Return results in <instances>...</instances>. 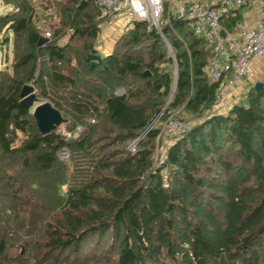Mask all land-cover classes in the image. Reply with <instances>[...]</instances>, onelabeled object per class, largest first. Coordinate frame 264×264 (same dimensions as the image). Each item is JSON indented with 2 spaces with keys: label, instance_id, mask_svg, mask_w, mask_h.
Here are the masks:
<instances>
[{
  "label": "trees",
  "instance_id": "obj_1",
  "mask_svg": "<svg viewBox=\"0 0 264 264\" xmlns=\"http://www.w3.org/2000/svg\"><path fill=\"white\" fill-rule=\"evenodd\" d=\"M92 3L68 0L75 34L65 44L56 31L39 45L28 5L4 24L25 36L13 73L0 70V264H264V79L244 102L173 140L157 170L161 131L151 125L174 84V109L211 111L212 52L173 17L161 32L136 22L123 53L94 65V43L69 50L77 34L97 37ZM29 81L66 117L72 138L59 126L40 132L33 107L21 104Z\"/></svg>",
  "mask_w": 264,
  "mask_h": 264
},
{
  "label": "built area",
  "instance_id": "obj_2",
  "mask_svg": "<svg viewBox=\"0 0 264 264\" xmlns=\"http://www.w3.org/2000/svg\"><path fill=\"white\" fill-rule=\"evenodd\" d=\"M164 0H94L100 18L120 19L133 29L136 22H159ZM252 7L259 12L254 26L238 21L232 29L226 22L238 8ZM175 15L184 21L191 32L202 39L212 52L206 67L209 80L218 83L214 101L215 110L228 112L229 95L236 85L253 73L255 64L264 56V0H182ZM47 31L45 37L50 39ZM94 122V120H92ZM194 122L171 118L161 134L164 138L177 139L190 131ZM62 159L69 155L60 153ZM64 157V158H63Z\"/></svg>",
  "mask_w": 264,
  "mask_h": 264
},
{
  "label": "rangeland",
  "instance_id": "obj_3",
  "mask_svg": "<svg viewBox=\"0 0 264 264\" xmlns=\"http://www.w3.org/2000/svg\"><path fill=\"white\" fill-rule=\"evenodd\" d=\"M20 1V0H19ZM23 1V0H22ZM20 1V5L18 4H12V0H0V70H10V73H13L12 64L14 62V48L15 46H19L21 49L24 45L23 39L25 36V33H21L18 37L15 35L13 31H10L9 27L4 25L5 22L9 19V17L12 14H18L22 11L24 6L28 5L32 8L33 14H34V25L35 27L41 32L42 36L45 37V33L49 31L51 33L50 40L52 41L54 38V33L56 31H59L61 34L59 37L56 38L58 43H69L71 41L72 36H74V30L71 28L69 24V18L67 19V12L66 9L68 8V0H26V2ZM93 1V0H92ZM90 8V12L87 11L89 14L91 13L94 17V20L98 22L99 32L97 33L96 38H92L91 35H85V36H79L78 34L74 37V42L71 45L72 48L81 47L84 43H94L95 49L98 50L101 49V56L104 58L107 55L112 54L114 51L120 50V53H123L124 47H123V36L128 33L130 30H123L125 28L126 24H128L126 21L123 22V20H116L114 23H107L105 20L101 19L97 16V9L95 4ZM177 8V6H176ZM175 5L173 3V0H165L163 2L162 10L160 12V19L158 23H155L154 21L150 20L147 21L148 28L149 29H156L159 32H161V26L164 24H167L169 22H172L171 18L176 17L175 11H176ZM86 13H82V16L79 17V19L82 21L83 17L86 16ZM84 15V16H83ZM81 25H79V28ZM82 37V38H81ZM49 40V39H48ZM99 45H103L101 48ZM107 47L109 49L107 50ZM170 48V46L168 45ZM96 50V51H97ZM170 55L174 58L172 65L169 67L172 77L174 80L177 78L178 74V67L176 65L175 61V55L170 50ZM96 52H91V54ZM73 67H77V62H72ZM163 66H161L162 68ZM49 68L50 63L47 62L44 67V79L47 81L50 80L49 76ZM145 72H147L149 75H152L155 70L153 68H146ZM264 75V74H262ZM262 77V76H260ZM264 77V76H263ZM264 79V78H263ZM259 82V81H258ZM257 83V82H256ZM255 83V84H256ZM252 85V87L255 86ZM25 85H31L34 87V104H33V111L34 108L38 105H41L43 103L49 102V100L41 95L39 88L35 86L32 82H27ZM162 90V88L160 87ZM175 84L173 85V93H171L167 98L164 100V104L161 108L160 114L156 117L151 127H158L160 128V131L162 132L166 122L170 120L171 118H180V119H188L194 122L195 124H198L206 119H208L211 115L218 113L217 110H215L214 104L211 107V111H205V112H197L194 110H190L185 108V105L180 106L179 108L174 109L173 108V101H174V95H175ZM122 89H119V93H122ZM53 105V104H52ZM62 114V113H61ZM64 119L66 117L62 115ZM87 123V120L84 121V124ZM65 123L61 124L59 126L60 129L64 130V134L67 138H72L73 134L71 131L67 130L65 131ZM83 124H80L77 126V129H73L75 136L78 135V133L82 130ZM150 130V129H149ZM148 130V131H149ZM147 131V132H148ZM147 132L145 134H147ZM157 136V139L155 140L156 149L154 154V167L157 170H162V166L164 165V161L167 158V150L170 146L173 139L170 138H164L161 134ZM19 136L22 135L19 133ZM145 135H142V138H144ZM138 145V139L132 140L128 143V148L132 151L136 150V147ZM68 151V150H67ZM70 155L66 160L68 164L71 163L70 161ZM64 158V157H63ZM164 174H166V170L163 171Z\"/></svg>",
  "mask_w": 264,
  "mask_h": 264
},
{
  "label": "crops",
  "instance_id": "obj_4",
  "mask_svg": "<svg viewBox=\"0 0 264 264\" xmlns=\"http://www.w3.org/2000/svg\"><path fill=\"white\" fill-rule=\"evenodd\" d=\"M164 2H165V0H164ZM180 2H182V0H173L175 8ZM258 18H259V12L252 7H248V8L235 9L233 12V16L229 20L237 19V20L245 22L246 24H248L250 26H254L257 23ZM101 19L105 20L107 23L108 22L114 23L116 20L120 21V19H111V18H108V19L107 18L106 19L101 18ZM123 30H124V28H123ZM102 46L103 45H99L100 48ZM106 48H107V50L109 49V47H107V46H106ZM96 53L101 54V49L98 48ZM262 74H264V56L255 64L252 75L250 77L244 79L240 83H238L236 85V87L234 88V90L229 95L228 101H229V104L231 107L235 104L242 103L245 101L247 94H248L250 88L252 87V85H254L258 81L260 82L263 80L264 75H262ZM260 76H262V77H260ZM218 113H226V110L222 109Z\"/></svg>",
  "mask_w": 264,
  "mask_h": 264
},
{
  "label": "water",
  "instance_id": "obj_5",
  "mask_svg": "<svg viewBox=\"0 0 264 264\" xmlns=\"http://www.w3.org/2000/svg\"><path fill=\"white\" fill-rule=\"evenodd\" d=\"M48 38L42 36L39 41V45L47 43ZM88 58L94 65L102 62L103 57L101 54L93 53L89 54ZM262 85V82H257L255 88L258 89ZM21 104L27 108H32L34 104L35 94L34 87L31 85H25L21 93ZM33 115L36 119L39 130L43 134H47L50 131L56 129L64 122V118L59 110H57L50 102L43 103L34 108Z\"/></svg>",
  "mask_w": 264,
  "mask_h": 264
}]
</instances>
